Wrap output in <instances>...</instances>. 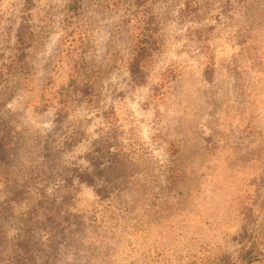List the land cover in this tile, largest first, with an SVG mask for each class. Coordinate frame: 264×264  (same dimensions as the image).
<instances>
[{
	"label": "rangeland",
	"instance_id": "obj_1",
	"mask_svg": "<svg viewBox=\"0 0 264 264\" xmlns=\"http://www.w3.org/2000/svg\"><path fill=\"white\" fill-rule=\"evenodd\" d=\"M70 5L0 0V264H264V0Z\"/></svg>",
	"mask_w": 264,
	"mask_h": 264
},
{
	"label": "trees",
	"instance_id": "obj_2",
	"mask_svg": "<svg viewBox=\"0 0 264 264\" xmlns=\"http://www.w3.org/2000/svg\"><path fill=\"white\" fill-rule=\"evenodd\" d=\"M78 1H79V0H72V5H70V7L75 8V7L77 6ZM146 24H148V22H146ZM141 29H142V28H141ZM143 30H145V29L143 28L142 31H143ZM143 32H144V31H143ZM142 49H143V48H142ZM143 51H144V49H143ZM136 56L138 57L139 54H136ZM135 61H136V63L134 64V66H137L138 63H139V61H138V60H135ZM4 153H5V150L2 149L1 146H0V156L3 155Z\"/></svg>",
	"mask_w": 264,
	"mask_h": 264
}]
</instances>
